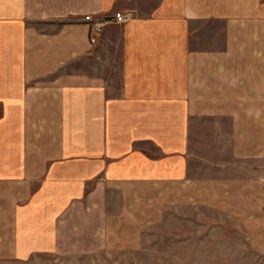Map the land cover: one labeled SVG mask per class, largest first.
I'll return each mask as SVG.
<instances>
[{
  "label": "crops",
  "instance_id": "1",
  "mask_svg": "<svg viewBox=\"0 0 264 264\" xmlns=\"http://www.w3.org/2000/svg\"><path fill=\"white\" fill-rule=\"evenodd\" d=\"M255 252L264 0H0V264Z\"/></svg>",
  "mask_w": 264,
  "mask_h": 264
},
{
  "label": "rangeland",
  "instance_id": "2",
  "mask_svg": "<svg viewBox=\"0 0 264 264\" xmlns=\"http://www.w3.org/2000/svg\"><path fill=\"white\" fill-rule=\"evenodd\" d=\"M116 12H121L122 14H125V15H128V13H130V12H122V11H119V10H116V11H114L111 15H106V16H100V17H96V18H94L91 14H89L91 17H92V19H91V21L90 22H88L87 20H85L84 19V16L86 15H84L83 16V20L85 21V22H87L88 24H89V26H90V30L93 32V33H95V34H99V35H101L102 34V32H103V30H104V28L106 27V25H108V24H110L111 22H113V20H111L112 19V17H113V15L116 13ZM131 14V13H130ZM88 15V14H87ZM110 21V22H108L107 24H105V23H103V25L101 26V31H99V33H96L94 30H93V28H92V23H94V22H98V21ZM127 22V21H126ZM114 23H116V22H114ZM123 23H125V22H123ZM240 239L237 237L236 239H235V242H236V244L238 245V246H240L241 247V244H240V241H239ZM233 255H235V254H233ZM156 256L158 257L157 258V260H161V259H163V260H166V258H165V256H166V254L165 253H158V254H156ZM249 256V257H248ZM250 256L251 255H249L248 253H238L237 254V258L236 259H233V260H237V261H241L240 262V264H264V253H254V257H253V261L252 262H248V258L250 259ZM248 257V258H247ZM220 260H221V258H219ZM251 260V259H250ZM216 262H217V260H216Z\"/></svg>",
  "mask_w": 264,
  "mask_h": 264
},
{
  "label": "built area",
  "instance_id": "3",
  "mask_svg": "<svg viewBox=\"0 0 264 264\" xmlns=\"http://www.w3.org/2000/svg\"><path fill=\"white\" fill-rule=\"evenodd\" d=\"M130 18H131L130 13H128V15H125V14H122L121 12H116L113 15L111 20H113V22H116V23H123V22L130 20ZM84 19L87 20L88 22H90L92 17L89 14L88 15L86 14L84 16ZM108 22H110V21L109 20L108 21H98L97 23L94 22V23H92V28L96 33H99V31H101V26L103 25V23L107 24Z\"/></svg>",
  "mask_w": 264,
  "mask_h": 264
}]
</instances>
